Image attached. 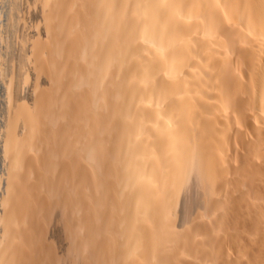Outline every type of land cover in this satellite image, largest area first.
<instances>
[{
  "label": "bare ground",
  "instance_id": "bare-ground-1",
  "mask_svg": "<svg viewBox=\"0 0 264 264\" xmlns=\"http://www.w3.org/2000/svg\"><path fill=\"white\" fill-rule=\"evenodd\" d=\"M36 2H37V0H36ZM42 4H44L43 13L48 14V12L49 13H50V11L52 12L49 14L52 16V18L50 19L48 24L53 26V27H51V26L50 27L53 28L54 31L53 32L51 31V35L50 34L49 35L52 37L53 36L52 33L58 34V35L56 34V36L54 35V37H57V40L55 39L54 42L51 41V44L55 43L58 40L59 41L61 40L60 42H62V39H64L65 37L67 38V36L64 37V35L69 33V32H71L70 33L71 36L75 35V39L77 40L76 43H78V44L75 45L73 42L72 44L74 46H71L72 44L70 42L71 45H69V46H71V47H69L68 41H67L68 44L66 47H65L66 41H63L64 44L62 42L61 46H59L61 43H58V44L55 43L53 45L58 49H62V47H65L64 52H63V56H65L66 60H68L69 63H71V65L77 64L80 60H82L80 58L81 56L83 57L84 55H87L86 57H88V61H87V59L84 60L85 58H83V60H84V63L86 61L88 62V64H87L88 66L84 65V67H83L82 65L84 63L82 60L81 61L83 63V64L81 63L82 67L80 65H78L79 67H77L78 68L77 71L79 69L81 70V68L86 69L85 67H88L89 71L88 70L87 71L89 74L88 73L86 74L88 76L86 77L85 74H84V76L82 75L81 72L83 70H81V72H80L81 74L76 73L77 71H75V68L73 69L75 72L71 69L72 72H70V73L74 74V76H75V74H77L76 76H79V77L82 75L83 77L81 76L80 80H81V78H84V77L87 78L88 83L90 84L89 87H91V91L88 90V92H93L96 94L95 100L98 99L97 100V103L99 104L98 106L103 104L104 106L107 107V105H108V107H109L108 108L109 111L108 112L106 111L107 114L106 113L104 114V112H103L104 115H102V117L104 116V118L101 117V119H103L102 120L103 124H102V121H100L101 120L100 118L96 122V123L101 122V124H102L101 126L103 127V129L101 128V126L99 124H98V126H100L99 129H101V130L95 129L96 126L94 128V126L91 125L92 123H95L94 121H96V120H93L91 124L89 123L90 126H93L91 131H90V129H89V131L91 133L90 136H92V139L94 141L91 143L90 141H92V140H89L88 142H90V144H95L94 149L96 147H97L96 149H98V148H100V146H99L100 144L101 145L103 144L105 146L106 143L104 144V142L109 140V143H107L108 145L106 144L107 147L105 146L106 147L105 152H106L107 156L105 155L104 159H106V157H107V159H106L107 161H106V163H104L105 162V160H104L103 164H101L102 161H100L101 162L100 164H101V166H103L104 170H105V167L107 166L106 168L108 170L107 171L105 170V172L109 171V173H108L109 176L107 174H106V176H108V178H110V179H108V181H111L110 182L111 188L114 187L115 191L113 192L111 189L108 190L109 192L107 191L108 195H109L110 191H112V196L110 194L111 198L109 197L110 200H108V198H107L108 195L104 194L107 192H105V191L103 192V194L105 196L107 195L106 197L102 193L101 194H102V196H104V199H105L104 202L109 201L108 205L111 207V209L113 211V212H111L112 214L109 213V215H111V218H114V220H115V223H114L115 227H114V225L111 226V227H113V230L110 234L112 240L113 241L115 240L114 241L115 246L113 247V251L111 252V253H113L111 255H113L112 258L114 259L115 263L116 264H209L211 259L210 258H209L210 260L208 259L209 256H208V253L206 254L205 250H206V248L210 247V245L208 244L210 242H208L207 240H209L212 237L206 238V240H205V238L200 237L202 232L198 231L196 228H195L196 229L195 231H190V229H189V231L187 230L188 234H186L187 236L185 238L180 237L182 239L181 241L179 240L180 242L176 241L174 244L168 246L166 249H163L164 247L163 248L161 247L162 249L160 248L159 242L155 236V233L158 234L162 230H164L166 234L171 233V232H169L170 229H171V231L173 230L172 234L175 232V230L172 229L173 225L170 226L172 223L169 224V222L171 220V215H172L171 214V212H172L171 208L173 206H175V204L177 203V202H175V199H176V196H177L179 190L181 191L183 188L181 184H183V182L186 181V179H188L189 173L191 172V170L193 168L199 167L200 169L199 168L198 169L201 170V173L199 174V176L203 175L201 177L202 178L204 177L205 179L203 178V180L204 181L206 180L208 185H209V187H208L207 183H206V187L211 188L212 190L211 189L210 190L214 191L211 194L214 195V193H215L214 200L211 198V196H210V198L212 199L213 202L216 201L215 204L216 203L218 204L216 209L213 208L214 210L211 209L210 211H209L210 206L208 205V207H209L208 212L206 210L207 206L205 207L203 205L205 207V208L203 207V209H205V211L207 213L204 212L203 210H201V211H203L206 214H209V213L212 214L211 219L212 218L215 219V217H213V216H215L217 214L218 215L224 214V217H222V218L219 217L221 220L223 218H225L226 219L225 221H228V222L232 221L235 223H238L239 219L242 221V219L240 217H243L244 215L247 214L246 212H244L246 214H244L243 216L241 215V213H242L241 211L244 207L243 201H242V205L240 204L241 200H240L239 205H237V202L235 204L232 203L234 201V199H236V198L232 199L233 196L230 195L231 194L230 191H232L231 189L228 190L229 194L227 196H229V197L226 196L227 186L225 188L224 184H226V182L224 183V179H228L235 184L236 183L239 184L241 179H243L242 181H244V178H247V179H249V181L252 182L251 184L253 187L251 185L250 186L252 188L251 192L253 193V197H254L253 199L255 200V201H253V202H255L254 203L255 204V206H254L255 210L253 212H251V214H252L251 216L248 215V217L250 216L249 219L246 216L244 217V219L246 218L247 220H249V223L247 221V224H248V226L250 224V226H249L250 229H252V230L254 229V231H255L254 233H257V232H259V233H258V235L254 236V238H255L254 241L253 240L251 242H250V240L248 241V244L250 243V245H252L251 243L254 242L253 246H250V248L253 247L252 251L249 252L250 248H248L249 251H246L249 253V254H247L248 261L245 259L246 256H243V257H245L244 259L248 262L247 263L244 260L246 262V264H264V0H44V3L42 2ZM11 5L14 6L13 4H11ZM12 10H14V9H12ZM33 10H34V8H33ZM13 13L10 17L17 16V15H15L16 13H14V15H13ZM76 13H77V15L80 14V16H79L80 18L78 19V21L76 19L75 20L73 19L71 21V23L68 25V20H69L70 16L73 14L71 17V19H72L74 17V15L76 16ZM183 14H184V16H183ZM187 14H191V15H195L197 17H200L201 20H200V23H198V24H201L202 26L198 27V28L197 27L196 28L195 27L190 28L189 26H187L186 23L189 22V21L187 22V20H186V19H188L187 18L188 16L185 18V16ZM17 18H18V16H17ZM196 18H193V19H195V22L197 20ZM17 20H19V19H17ZM33 20H37L39 22L44 21V23H45V21H48L49 19L47 20V18L42 16V13H39V14L34 15ZM195 22L193 24H195ZM197 22H199V21L197 20ZM189 24H191V23H189ZM12 25H14V24H12ZM36 25L37 24H35V26ZM14 26L16 28V25H14ZM44 35H46V33ZM59 35L63 36L62 39L58 38V37H60ZM38 38H39V36H38ZM65 40H67V39H65ZM45 42L47 43L48 41L46 40ZM29 45H31V44H29ZM46 45L48 47V44H46ZM173 45L178 47V48L175 47V49H174ZM54 46H53V48H55ZM29 49H31V48H29ZM39 49H40V51H42L41 48H39ZM25 50H26V47H25ZM34 51H32V54ZM55 51H57V49H54L52 52H55ZM58 51L60 52V50H58ZM61 52H62V50H61ZM38 53H36V55H37L36 58H38V56L40 54V53L39 54ZM48 53H50V52H48ZM25 54L23 55L24 57H25ZM42 54H43V52L40 55H42ZM57 55H58V57H63V56H60L59 53H57ZM57 55L55 58L58 60ZM42 56L44 57L45 53ZM39 57L41 58V56H39ZM49 58H51V56ZM65 58H63V60H65ZM49 60H51V59H49ZM53 61H55V60H53ZM68 61L66 62L67 65H69ZM39 62H40V60H39ZM62 62H61V64L59 63L58 67L63 66ZM72 63H74V64H72ZM63 64H65V62ZM38 65H40L44 68V66L42 64H38ZM45 65H46V62H45ZM51 65H52V63H51ZM67 65L65 64L64 66H67ZM71 65H69V66H71ZM69 66L67 68H69ZM55 69H56V66H55ZM58 70H63L66 73V69L64 70V68L63 69L60 68ZM40 71H42V70H40ZM69 71L70 70H68V72ZM61 73H62V71H61ZM55 74L58 75V73L56 71H55ZM61 75H63V74H61ZM48 76H49V74H48ZM52 77H54V76H52ZM64 77H70V76L65 75ZM79 77H77V81H78ZM73 78L75 80V77H73ZM28 79H29V77H28ZM84 79H82L83 81L82 80L81 81L85 82V84H83V85L84 86L86 85V87H87L88 84H86V81H84ZM69 80L71 81V79H69ZM9 81H11V80H9ZM19 82L16 83L17 85L15 84L16 85L15 89H13L14 84L12 85V81H11V83H6L7 85L5 86V88L3 86L4 92L6 90V99H4V101L6 100V102H5L6 112L4 111L5 112L4 113L5 121L3 124L4 131H1V135L3 138V140H2L3 145H2V147H0V151H1L2 169H3V171H5L4 169L7 168V172H9V176H10V174L15 176L16 172L18 173L19 170L22 171V169H23V168L20 169V167H22V165H23L22 164L23 157L26 156V155L24 156V154H23V152L25 150L24 149V147H25L24 146V140L26 137L24 138V140L19 139L18 133H20V132H18V130H19V126L21 124H24V122L26 124V123H28L29 120H31L30 116L28 117L29 120H28V118L26 119V116L29 113L25 116L24 111L21 110L23 107L21 109L19 108V98H20L19 89L21 87V83H19ZM65 83H67L66 84L67 86L66 87L63 86L64 88H66V89H64V93L67 92V89H68L67 88L68 82L66 80H65ZM73 84L74 85H71V86H73L72 88H74L76 83H73ZM80 84L81 83H79L78 85H80ZM78 85H77V87H78ZM59 88L55 89L56 92H57V90H60ZM80 88H83V86H81ZM87 88H86V90H87ZM70 89L71 88L68 89V92L73 91V90L71 91ZM75 89H77V88L75 87ZM34 90H37V89H34ZM34 90H32V92ZM83 90H84V88H83ZM47 92L48 91L45 92L46 98L43 100L44 103L43 102L41 103L43 105L45 104L46 101L48 103V100H47L48 96H46ZM49 92H50V89H49ZM79 93H80L79 97H81L82 92H79ZM33 94H34V92H33ZM63 94H61V95L63 96ZM66 94L68 95L69 93H65V95ZM29 95H31V92L29 93ZM87 95H89V94H87ZM32 96L33 95H31V98L34 97V96L33 97ZM72 96L73 95L70 96L71 99H73ZM89 96H91V93ZM57 97H59V96L57 95ZM63 97H66V96H63ZM70 97H69V100H70V102H72L73 100H71ZM42 98H44V97H42ZM42 98H41V100H42ZM85 98L88 99L89 97L87 98V96H86ZM55 99H56V97H55ZM74 100H75V98H74ZM77 100L78 99H76L75 102L78 103L80 106H82V104L79 103L80 101L78 102ZM85 100H83V101L86 102L87 100L86 101ZM95 100H93V101L95 102ZM21 102H23V101H21ZM38 102H40V101H38ZM66 102L68 105L69 101H65V104L63 103L64 104L63 106H60V107L58 105L57 106L62 109V107L67 106ZM75 102L73 101L72 103H75ZM91 102L89 101V103H91ZM60 103H62V101ZM81 103H83V102H81ZM38 104H40V103H38ZM78 104L75 105L76 109H77V107H79ZM86 104H83V106L85 105L84 109H86V106L89 105V104H87V105ZM95 104H96V102H95ZM105 104H107V105H105ZM72 105H73V109L76 110L74 107V104H72ZM72 105L70 104L71 110H72ZM53 106H55V105H53ZM96 106H97V104H96ZM104 106L99 107V108L102 110V108H104ZM38 107H40V106H38ZM69 107H68V110L66 109V107L64 109L67 110L68 112H70ZM89 107L92 109V107L90 105H89ZM59 108H58V110H59ZM81 108H83V107H80L77 110H79V109L81 110ZM45 109H47V108H45ZM84 109H82V110H84ZM34 110H36V109H34ZM42 110H43V107H42ZM58 110H57V112L59 113ZM77 110L75 112L79 113L80 111L77 112ZM105 110H103V111H105ZM39 112H38L39 115L41 113H43L42 111H39ZM86 112H88V111H86ZM25 113H27V112H25ZM70 113H72L73 116L77 115L76 113L74 114V112H70ZM81 113L82 112L79 113L81 115V117H79L80 116L79 114H78L79 116L74 117V118H76V121L81 120L82 115L84 116V114H81ZM89 113H91V112H89ZM47 114H48V112H47ZM51 114H53V113H51ZM63 115H65V114H63ZM86 115L84 118L85 120L83 119L85 122L83 120H81L84 122L85 126L88 125V123L87 124H85V123L89 117V114L87 115L88 117ZM105 115H107V116H105ZM53 116L51 117L50 122L52 121ZM58 117H61L60 114ZM31 118H32V116H31ZM45 118H47V117H44L43 120H45ZM55 118H57V117H55ZM77 118H80V119H77ZM41 119H39V120H41ZM72 120L69 119L70 122H73ZM35 121H38V120H35ZM43 122H45V121H43ZM83 122H82V124H83ZM48 123H46V124L48 125ZM56 123H57V121H56ZM73 123H75V122H73ZM30 124H31V122H30ZM39 125L42 126L41 124H39ZM68 125H70V124H68ZM68 125H65V126H68ZM94 125H96V124H94ZM71 126H72V124H71ZM86 127H88V126H86ZM52 128H53V126H52ZM63 128H65V127H63ZM238 128H242L243 136H239ZM27 129L31 132H32V130H34V129L31 130L30 125ZM27 129L25 131H28ZM20 130H23V129L20 128ZM50 130H51V128H50ZM50 130H49V132H50ZM66 130H67V128H66ZM71 130H72V128H71ZM239 130H240V132L242 131L241 129H239ZM39 132L41 133V131H39ZM47 132H48V130H47ZM68 132H69V130H68ZM82 132H83V130H82ZM84 133H85V131H84ZM23 134L24 133H22V135ZM49 135H50V133H49ZM69 135H70V133H69ZM35 136L37 137V134H35ZM46 136H47V134L45 135V138H46ZM105 136L106 137L108 136V138L112 136V138L108 139ZM50 137H53V136H50ZM67 137H68V135L66 136V138ZM78 137H80V135ZM86 137H87V134L84 137V141H85L84 143H86V140H85ZM66 138L63 137V139H62L63 142L65 141L64 143L67 142ZM68 138H70V136ZM27 142L29 143V141H27ZM54 142H53V144H54ZM73 142H75V141H73ZM67 143L69 144V142H67ZM61 144H62V142H61ZM42 145L43 144H41L40 146H42ZM70 145H72V144H70ZM40 146H38V147L40 148ZM52 146L54 147L55 144ZM85 146H82V147L85 148ZM56 147L57 146H55V148ZM88 147H89V145H88ZM230 147L235 148V151H236L235 153L237 155L236 157L231 158L232 152L234 153V151L232 150L230 152ZM79 148H78V150L82 151V149L80 150ZM64 149H65V147H64ZM75 150H77V149H75ZM75 150H73V151H75ZM36 151L39 152V150H36ZM66 151H67V149H66ZM71 151H72V149L69 152H71ZM89 151L90 150H88V152ZM26 152L28 155L29 151H26ZM227 152L231 153L230 163L228 162L229 160L227 161L228 158H225V154ZM47 153L48 152H46V154ZM94 153H95V151H94ZM94 153H93V155H94ZM230 153H228V154H230ZM65 154H66V152H65ZM75 154H73V156ZM78 154H80V153H78ZM82 154L83 153H81V155ZM88 154H90V152L87 153L88 160L92 159L90 157L92 155L90 154V156H89ZM37 155L38 154L36 153L35 156H37ZM53 155H54V153H53ZM81 155H79L78 157H81ZM96 155L97 154H95L94 156H96ZM56 156L57 155L55 153V156H53V157L55 158ZM66 156L64 155L63 156L64 158H62V157L61 158L65 159ZM73 156H71L70 159ZM100 156H101V154H100ZM31 157H33V156H31ZM75 157H76V155H75ZM83 157H85V156H83ZM89 157H90V159H89ZM97 157H98V155H97ZM54 158H53V160H54ZM74 158H73V160H75ZM101 158H102V156L99 158H96V160L97 159L100 160ZM67 159H68V156H67ZM70 159H69V161H71ZM79 159L80 158H78L77 160H79ZM32 160L34 161V160H38V159L33 158ZM55 160H56L55 162H57V159H55ZM65 161L67 162L66 159H65ZM28 162L31 164V160ZM28 162H27V164H29ZM92 162H93V160H91V163ZM233 162L238 163L239 167L236 166L239 168V169L237 168L239 171L238 174H235L236 172H234V174L232 172L229 173V171L232 170L231 169L232 166H234V165H232ZM36 163H39V162L37 161ZM85 163H86V161H85ZM53 164H54V162H53ZM72 164H74V163H72ZM100 164H95L93 169H95L96 171H98V169L99 170L103 169L100 166ZM104 164H107V165H104ZM33 165H32V167H33ZM59 165H61V164H59ZM63 165H64V163H63ZM29 166L30 165H28V167ZM66 166H67V164H66ZM100 167H101V169H100ZM67 169H68V167H67ZM198 169H197V171H198ZM40 170H41V168H40ZM45 170H47V169H45ZM51 170H52V168H51ZM252 170H253V172H252ZM31 171H32V169H31ZM49 172H50V169H49ZM51 172H53V171H51ZM77 172H79V171H77ZM26 173H27V171H26ZM29 173H30V171H29ZM83 173L85 174V172H83ZM97 173H99V172H97ZM197 174H198V172H196V175ZM231 174H233L234 176ZM27 175H28V173H27ZM51 175H53V174L51 173ZM2 176H3V174H2ZM2 176L0 178H2ZM24 176H25V178H28V180H29V178H31V177H27L26 175H24ZM76 176H78V175L76 174ZM80 176H82V175H80ZM91 176L92 175H89L90 180L92 178ZM96 176H98V175H96ZM43 177H44V175H43ZM48 177H47V179H49ZM10 178H11V176H10ZM81 178H83V176ZM104 178L100 177V179H102V180ZM7 179H9V177ZM23 179H24V177H23ZM65 179H67V178H65ZM14 180L15 179H13V182H9L10 180H8L7 183H6V181H4L6 185H5V187H3V188H5V190L3 192H5L6 198H5V201L2 202L3 203L2 207H4V209H3L4 214L0 212L1 214H3V216L0 217V264H26L25 262L29 261V259L27 258V256H24V255L29 254V251H30L29 249L32 248L28 245L29 251H27V249H24L25 251L28 252L27 254L25 251H23V252L20 251L22 249L15 250L13 248L14 245H16V237L14 234L15 230H17L16 228H18L19 224L23 225V223H20V222H22L24 219H26V217H24V215L28 211L27 210L25 213H23V211H25V210L24 209L22 210L21 208H25L26 206L25 207H19V206H17L18 204H16L17 201H15V196L12 195V194H15V193H13L14 191L16 192V183L17 182ZM57 180H58V178H57ZM95 180H96V178H95ZM98 180H97V182H98ZM1 181H2V179H1ZM24 181H25V179H24ZM77 181H79L78 177H77ZM91 182H92V180H91ZM187 182H189V180ZM244 182L246 184V181H244ZM18 183H17V185L19 186L21 183L20 184H18ZM25 183H26V181H25ZM30 183L31 184H28V187H29V185H32V182H30ZM200 183H202V182H200ZM82 184H84V183H82ZM227 184L230 185L229 181ZM237 184L234 187H236L238 189L239 186ZM46 185H47V183H46ZM87 185H89V187H90V184H87ZM100 185H99V187H100ZM110 185H108V187ZM242 185H243V183H242ZM248 185H249V183H248ZM0 186L2 187V185H0ZM81 186L83 187V185H81ZM81 186L78 185V188ZM106 186H107V184H106ZM23 187H24V184L22 185V188ZM28 187H26V188H28ZM71 187H72V185H71ZM75 187H77V186H75ZM103 187H104V185H103ZM180 187H182V188L180 189ZM206 187L204 188L205 192H206ZM229 187L232 188L233 184L230 185ZM229 187H228V189H229ZM61 188H63V187H61ZM73 188H74V186L71 189H73ZM85 188H87V187H85ZM92 189H94V188H92ZM239 189H242V187ZM88 190H90V189H88ZM104 190H106V189H104ZM249 190H250V188L247 191H249ZM68 191H69V188H68ZM71 191H73V190H71ZM207 191H209V190H207ZM211 191H209V192H211ZM247 191H246V194L248 193ZM3 192L1 191L0 193H3ZM92 192L95 193L94 190ZM99 192L100 191H98V193ZM101 192H102V190H101ZM209 192H207V193H209ZM23 193H25V192H23ZM23 193H21V194H23ZM82 193L85 194L84 192H82ZM249 193H250V191H249ZM75 194H76V192H75ZM78 194L80 196V193H78ZM89 194H91V193H89ZM235 194H233V195H235ZM237 194H239L238 190H237ZM17 195H19V194H17ZM23 195H25V194H23ZM56 195H59V194H56ZM91 195H89V199H90ZM182 195H183V193H182ZM240 195L241 194H239L237 196L239 197ZM2 196H3V194H2ZM28 196H26V197H28ZM207 196H208V194H207ZM29 197H31V196H29ZM54 197L57 198L58 196L57 197L54 196ZM240 197H239V199H240ZM246 197L247 196L244 197L245 198L244 202H246ZM248 197H249V195H248ZM250 197L248 198L249 200L251 199ZM241 198H243V196ZM244 198L242 200H244ZM2 199L4 200L3 197H1V201H2ZM23 199L27 200L28 198L26 199L24 197ZM23 199L21 198L22 203H24ZM181 199H182V197H181ZM253 199H251V201ZM54 200H56V199H54ZM82 200H84V196H83ZM203 200H204V198H203ZM236 201H237V199H236ZM20 202H19V204H20ZM81 202L83 203V201H81ZM81 202H79V203H81ZM178 203H179V201H178ZM99 204H100V202H99ZM209 204H210V201H209ZM246 205H247V207H245V208L247 211V208L249 210L250 206H248V202ZM30 206H31V204H30ZM30 206H28V207H30ZM48 207H50V206H48ZM211 207H212V205H211ZM63 208H65V207H63ZM180 208H178V209H180ZM200 208L202 209V207H200ZM90 209L92 210V206ZM90 209H89V212L91 211ZM174 209H175V207H174ZM181 209H184V208H181ZM223 209H227L225 211V213H223ZM73 210H75V209H73ZM77 210H78V208L76 209V211ZM98 210H100V209H98ZM61 211H64V210L61 209ZM198 211H199V209H198ZM177 212H178V210H177ZM64 213H62V214H64ZM78 213H79V211L77 212V215H78ZM172 213H174V212H172ZM179 213H180V211H179ZM193 213H195V212H193ZM204 213H203V215L205 216L206 214H204ZM79 214H81V213H79ZM90 214H92V213H90ZM98 214H101L100 211ZM98 214H97V216H98ZM53 215L56 216V214H53ZM74 215H75V213H74ZM109 215H108V217H110ZM26 216H28V215H26ZM59 216H58V218H59ZM64 216L66 217L65 214H64ZM71 216H70V219H71ZM78 216H80V215H78ZM175 216L177 217L178 215L175 214ZM75 217H73V218H75ZM92 217L89 220H92L93 219ZM106 217H107V215H106ZM172 217H173V215H172ZM178 217H177V219H178ZM197 217L200 218V216H197ZM99 218H100V216H99ZM202 218H203V216H202ZM204 218H206V217H204ZM43 219H45V218H43ZM94 219H98V218L94 217ZM104 219H106V218H104ZM104 219H103V222H104ZM220 219H218V221ZM35 220H37V219H35ZM64 220H65V218H64ZM64 220H62V221H64ZM76 220L79 222L78 218ZM198 220H197V222H198ZM215 220H213V221H215ZM80 221L83 222V220H80ZM189 221H190V219H189ZM223 221H224V219H223ZM223 221H221V222L224 223L225 221L224 222ZM78 222H76V223H78ZM106 222L107 221H105V225L108 226V224ZM197 222H196V224H197ZM95 223H96V221H95ZM222 223H221V228H223V227L227 228V229H223V231H226V233L222 232V234H224L223 236H225V234H226V238H227L230 235V233H229V235L227 234L229 226L225 227L224 225H222ZM29 224H32V223L30 222ZM80 224H82V223H80ZM84 224H87V223H84ZM217 224L219 225V223H217ZM224 224H227V222ZM231 224H229V225H231ZM238 224H240V223H238ZM20 225H19V227H20ZM65 225H67V223H65ZM93 225H94V223H93ZM200 225L201 224H199V226ZM218 225H217V227H218ZM76 226H77V224H76ZM97 226H94V227H97ZM101 226L104 227V224L103 225L101 224ZM234 226L235 225L233 224V227ZM28 227H30V226L28 225ZM37 227H38V225H37ZM74 227H75V225L73 226V229H74ZM207 227H208V225H207ZM238 227L240 228V226H238ZM238 227H237V229H238ZM241 227L244 228L243 225H241ZM246 227H247V225H246ZM24 228H25V225H24ZM80 228H82V227H80ZM107 228H104V230L106 229L109 233V230L111 231L112 228L111 229H107ZM174 228H176V227H174ZM189 228H191V227H189ZM187 229H188V227H187ZM231 229L233 230V228H231ZM231 229H230V231H231ZM35 230H37V229H35ZM48 230H50V228ZM66 230H69V229H66ZM191 230H192V228H191ZM215 230H216V228H215ZM219 230H220V228H219ZM243 230H241V228H240L241 232L236 230L237 231L236 234H238V232H239V234L244 233L245 236L249 235L248 237H246V238H249L252 233L246 235V231H249V230L245 229L246 230L245 232H243ZM39 231H40V229H39ZM90 231H92V230L90 229ZM208 231H207V233H208ZM30 232H32V231H30ZM96 232H97V229H96ZM183 232H185V231H183ZM183 232H182V234H183ZM203 232L205 233L204 229H203ZM214 232L216 233V231H213L212 233H214ZM233 232H231V233H233ZM251 232H253V231H251ZM19 233H21V232H19ZM85 233H87V231ZM220 233H221V231H220ZM63 234H64V232H63ZM66 234H68V233H66ZM81 234H82V231H81ZM222 234H221V236H222ZM236 234L234 232V234H231V235H233V237L234 238L236 237V239H237V237H239L240 235L237 236ZM31 235H32L31 236V239H32L33 234L31 233ZM73 235H74V233H73ZM95 235H97V234H95ZM163 235H164V233H163ZM23 236H24V234H23ZM71 236H69V237H71ZM98 236L101 238L102 235L101 236L98 235ZM103 236H104V234H103ZM103 236H102V238H103ZM168 236H171V235L169 234ZM213 236H214V234H213ZM245 236H244V238H245ZM47 237L49 238V236H47ZM107 237H109V236H107ZM251 237H250V239H253V236H251ZM19 238H21V237L18 236V238H17L18 242H19ZM90 238H91V236H90ZM100 238H99V240H101ZM167 238H168V241H170L169 237H167ZM173 238H175V237H173ZM215 238H217V236H215ZM234 238H233V240H234ZM104 239H105V243L108 242V240L106 238H104ZM236 239H235V242L236 241L238 242V240H236ZM69 240H68V242H70L72 239L70 241ZM164 240H166V239H163L161 241H164ZM23 241H25V240H23ZM28 241H29V239H28ZM80 241H82V240H80ZM90 241H94V240L90 239ZM90 241H89V243L87 241L88 245L90 244ZM217 241H219V239ZM225 241H226V239H225ZM246 241H247V239H246ZM96 242H97V240H96ZM206 242H208V243L206 244ZM213 242H214V240H213ZM240 242L241 241L239 240V243ZM65 243H67V242L65 241ZM45 244H46V242H45ZM53 244H55V243H53ZM81 244H79V245H81ZM221 244L223 245V242H221ZM240 244H241V246H243L242 243H240ZM25 245H24V247H26ZM31 245H32V243H31ZM64 245L65 244H63V247H64ZM106 245H107V243H106ZM231 245H233V244H231ZM17 246L18 245H16V247ZM57 246H58V243H57ZM108 246H109V243H108L107 247ZM219 246H221V245H219ZM236 246H239V245H236ZM39 247H41V245ZM63 247H61V248H63ZM74 247H76V246L74 245ZM77 247H78V244H77ZM96 247L94 248L95 250H96ZM104 247H105V245H104ZM107 247H105V248H107ZM212 247H213V245H212ZM90 248H89V250H90ZM105 248H103V249H105ZM215 248H217V244H216ZM236 248H234V250ZM242 248H240V249H242ZM85 249H87V248H85ZM98 249L103 251V249H101V248H98ZM48 250H50V249H48ZM63 250H64V248H63ZM109 250H110V247H109ZM109 250H108V252H109ZM164 250L166 251V253L162 257H160V254H162ZM221 250H222V248H221ZM243 250H246V249H243ZM50 251H49V253H50ZM209 251H212V250H209ZM237 251L238 250H235V252H234V255H233L234 259L232 257L233 260H235V255H237V253H236ZM108 252L106 251L107 254H108ZM22 253H24V254L22 255ZM31 253L33 254V252H31ZM51 253H53V252H51ZM79 253L81 254L82 252H79ZM93 253H95V252H93ZM232 253H233V251H232ZM107 254H105V255H107ZM221 254H223V253H221ZM221 254H219V256ZM45 255H47V254H45ZM52 255H54V253ZM52 255H51V257H52ZM210 255H211L210 257H213V254H210ZM238 256H240V255H238ZM30 257L32 258V255ZM93 257H94V255H93ZM103 257H105V256H103ZM48 258H46V259H48ZM236 258H238V257H236ZM239 258H242V256ZM24 259H25V261H24ZM46 259H45V261H46ZM224 259H226V258H224ZM54 260H56V259H54ZM97 260H98L97 262L95 261L96 263H98L100 261L99 259H97ZM241 260H243V259H240V261L238 260L237 263L238 262L242 263ZM48 261H47V263H48ZM50 261H53V260H50ZM50 261H49V263H50ZM107 261H108V259H107ZM114 261H113V264H115ZM216 261H217V259H215V262ZM221 261H218V262L223 264V260H221ZM226 261H227V259H226ZM212 262H210V264H212ZM28 263L29 262H27V264ZM108 263H109V261H108ZM233 263L235 264V261ZM29 264H33V262L29 263ZM91 264H93V263H91Z\"/></svg>",
  "mask_w": 264,
  "mask_h": 264
},
{
  "label": "rangeland",
  "instance_id": "rangeland-1",
  "mask_svg": "<svg viewBox=\"0 0 264 264\" xmlns=\"http://www.w3.org/2000/svg\"><path fill=\"white\" fill-rule=\"evenodd\" d=\"M39 2V3H38ZM42 2L44 3V0H37V2H36V0H0V135H1V131H4V128H3V124H4V121H5V115H4V113L6 112V105H5V102H6V100L4 101V99H6V90H5V92H4V88H5V86L7 85L6 83H11V81H12V85H13V89H15V87H16V83H18L20 80L22 81H20L19 83H21V87H20V89H19V96H20V98H19V108L21 109L22 107V111H24V114H25V116H26V119L30 116V119L31 120H29V118H28V123H26L25 124V122H24V124H21L20 126H19V130H18V132H20V133H18V135H19V139H23L24 140V138H25V140H24V152H23V154H24V156L25 157H23V160H22V167H20V169H22V171L21 170H19V174L16 172V174H15V176L14 175H12V174H10V176H11V178H10V176H9V172H7V168H5L4 170L5 171H3V169H2V165H1V151H0V177L2 176V174H3V176H2V178H0V185H2V187L0 186V192L2 191H4L5 190V188H3V187H5V182L4 181H6V183H7V181L8 180H10L9 182H13V179H15L14 181H16L18 184H20L19 186L17 185V183H16V192L14 191L13 193H15V194H12L13 196H15V201H17L16 202V204H18L17 206H19V207H25V208H21L22 210L24 209L25 211H23V213H25L27 210V212L25 213V215H24V217H26V219H24L22 222H20V223H23V225H20V227H19V225H18V228H16L17 230H15V237H16V245H18L17 247H16V245H14V249L15 250H20V249H22V250H20V251H25L24 249H27V251H29V254H27L28 252L27 251H25L26 252V254L27 255H24V256H27V258L29 259V261H26L25 263L27 264V262H29V263H32L33 262V264H91V263H93V264H95L98 260L97 259H99L100 261L98 262V263H96V264H113V261H114V259L112 258L113 257V255H111V254H113V253H111L112 251H113V247L115 246L114 244H115V240L113 241L112 240V238H111V232H112V230H113V227H111V226H113L114 225V223H115V220H114V218H111V215H109V213L110 214H112L111 212H113L112 211V209H111V207L108 205V202L109 201H106V202H104V194H107L108 195V190H112L113 192L115 191L114 190V187H112L111 188V181H108V179H110V178H108V173H109V171L108 172H105V170L107 171L108 169L105 167V170H104V168H103V166H101V164H103V161L105 160V162L104 163H106V159H107V157H106V159H104L105 158V155H106V147H107V143H109V140H107V141H105L104 142V144H105V146L102 144H100L99 146H100V148H98V149H94V147H95V144H90V142L92 143L94 140L92 139V136H90L91 135V133H90V131H91V129H92V127L94 126V128H95V126H96V128L95 129H98V130H101V129H99V127L103 124V119H101V117H102V115H104L105 113H106V111L108 112L109 110H108V105L107 104H105V105H107V107L106 106H104L103 104V106H104V108L106 109H104V108H102V110L99 108V107H103L102 105H100V106H98L99 104L97 103V100H95L96 99V94L95 93H93V92H88V90L89 91H91V87H89L90 86V84L88 83V80H87V78H81V80L82 79H84V81H86V84H88V88L86 87V85L84 86L83 84H85V82H82L81 80H80V77L83 75L84 76V74L86 75L87 73H88V71H89V68L88 67H85L86 69H84V68H81V70H83L82 72H81V70L79 69L78 71H77V67H79L78 65H82L83 63H84V60H86L87 59V61H88V57H86L87 55H84L83 57L81 56L80 58L83 60V58H85L84 60H83V63L81 62L82 60H80L77 64H74V63H72V64H74V65H71V63H69V61L68 60H66V58H65V56H63V52H64V49H65V47L67 46V44H68V42H69V44H68V46L69 45H71L73 42H74V44L76 45V44H78V43H76L77 42V40L75 39V35H70V33L71 32H69V33H67V34H65L64 35V37L65 36H67V38L65 37L64 39H62V37L63 36H60V37H58L59 39H62V42L63 41H66L65 42V47H62V49H58V48H56L53 44H55V43H61L59 46H61L62 45V42H60L59 40L58 41H56L55 43H53V44H51V41H53L54 42V40L56 39L57 40V37H54V35L56 36V34H54V33H52V37L50 36L51 35V31L53 32L54 30H53V28H51V27H53V26H51L50 24H48L49 23V21H50V19L52 18V16L51 15H49L50 13H52L51 11H50V13L48 12V14H46V13H43V9H44V4H42ZM33 3V4H32ZM11 4H13L14 6H12ZM18 4V5H17ZM35 4V5H34ZM39 4V5H38ZM16 6V7H15ZM18 6V7H17ZM15 7V8H14ZM25 7V8H24ZM36 7V8H35ZM11 8V9H10ZM17 8V9H16ZM33 8H34V10H33ZM38 8V9H37ZM12 9H16L15 11L14 10H12ZM42 9V10H41ZM12 12H11V11ZM31 10V11H30ZM33 11V12H32ZM37 11V12H36ZM39 11V12H38ZM49 11V10H48ZM16 13L15 15H17L18 16V18H17V16H13V17H10L11 15H12V13ZM32 12V13H31ZM36 12V13H35ZM46 12V11H45ZM10 13V14H9ZM14 13H13V15H14ZM30 13V14H29ZM39 14V13H42V16H44L45 18H47V20L48 21H45V23H44V21L42 22V21H37V20H33L34 19V15L35 14ZM32 14V15H31ZM34 14V15H33ZM75 14V13H74ZM79 14V13H78ZM73 15V14H72ZM72 15L70 16V18H69V20H68V25L71 23V21L74 19H76L77 21H78V19L80 18L79 16H80V14L79 15H77V13H76V16L74 15V17L71 19V17H72ZM177 15V14H176ZM181 15V14H180ZM33 16V17H32ZM78 16V17H77ZM183 16H184V14H183ZM188 16V17H187ZM188 18V19H186L187 20V22L188 23H186L187 24V26H189L190 28H192V27H201L202 25L201 24H198V23H200V20H201V18L200 17H197V16H195V15H191V14H187L186 16H185V18ZM196 18L199 22H197V20H196V22H195V19H193V18ZM13 18V19H12ZM32 18V19H31ZM200 18V19H199ZM17 19H19V20H17ZM191 19V20H190ZM14 22V23H13ZM16 22V23H15ZM195 22V24H193ZM14 24V25H16V28H15V26L14 25H12V24ZM42 23V24H41ZM47 23V24H46ZM189 23H191V24H189ZM35 24H37L36 26H35ZM12 25V26H11ZM18 25V26H17ZM47 25V26H46ZM34 26V27H33ZM42 26V27H41ZM51 26V27H50ZM13 27V28H12ZM46 27V28H45ZM18 28V29H17ZM44 28V29H43ZM10 29V30H9ZM51 29V30H50ZM37 30V31H36ZM50 31V32H49ZM32 33V34H31ZM42 33V34H41ZM46 33V35H44V34ZM50 34V35H49ZM35 35V36H34ZM44 35V36H43ZM58 35V34H57ZM38 36H39V38H38ZM50 36V37H49ZM77 36V35H76ZM45 37V38H44ZM73 37V38H72ZM48 38V39H47ZM53 39V40H52ZM65 39H67V40H65ZM70 39V40H69ZM40 40V41H39ZM48 41L47 43L45 42V41ZM73 40V41H72ZM7 41V42H6ZM50 41V42H49ZM68 41V42H67ZM70 42H71V44H70ZM34 43V44H33ZM29 44H31V45H29ZM37 44V45H36ZM46 44H48V47H47V45ZM63 44H64V42H63ZM51 45V46H50ZM13 46V47H12ZM53 46L55 47V48H53ZM64 46V45H63ZM71 46H74L73 44L71 45ZM71 46H69V47H71ZM174 46V45H173ZM23 47V48H22ZM25 47H26V50H25ZM175 47L176 46H174L173 48L175 49ZM29 48H31V49H29ZM34 48V49H33ZM37 48V49H36ZM39 48H41V50L42 51H40V49ZM176 48H178V47H176ZM21 49V50H20ZM29 49V50H28ZM39 49V50H38ZM44 49V50H43ZM54 49H57V51L58 50H60V52L58 51H55V52H52ZM13 50V51H12ZM24 50V51H23ZM36 52H35V51ZM50 50V51H49ZM61 50H62V52H61ZM8 51V52H7ZM32 51H34L33 52V54H32ZM41 54L42 52H43V54L45 53V56L43 57L42 55H40L39 53ZM48 52H50V53H48ZM26 53V54H25ZM29 53V54H28ZM32 55H31V54ZM36 53H38L39 54V56H41V58L38 56V58H36L37 57V55H36ZM57 53H59L60 54V56H63V57H58V55H57ZM22 54V55H21ZM25 54V57L23 56ZM48 54V55H47ZM57 55V58H58V60L55 58L56 57V55ZM51 56V58H49L50 56ZM33 56V57H32ZM53 56V57H52ZM24 58V59H23ZM48 58V59H47ZM63 58H65V60H63ZM26 59V60H25ZM44 59V60H43ZM49 59H51V60H49ZM55 60V61H53V60ZM61 59V60H60ZM36 60V61H35ZM39 60H40V62H39ZM42 60V61H41ZM60 60V61H59ZM46 62V65H45V62ZM52 61V62H51ZM63 61V62H62ZM68 61V63H69V65H71V66H69V65H67V62ZM85 62L82 66L84 67V65L86 66L87 64H88V62ZM10 62V63H9ZM61 62H62V67H60L61 69H63L64 68V70L66 69V73H65V71H63V70H58V69H60L59 67H58V65H59V63L61 64ZM65 62V64L67 65V66H64L65 64H63ZM51 63H52V65H51ZM80 63V64H79ZM82 63V64H81ZM38 64H42L43 66H44V68L42 67V66H40V65H38ZM48 64V65H47ZM54 64V65H53ZM10 65V66H9ZM22 65V66H21ZM77 65V66H76ZM55 66H56V69H55ZM69 66V68H67ZM81 66V67H82ZM88 66V65H87ZM25 67V68H24ZM49 67V68H48ZM58 67V68H57ZM71 67V68H70ZM30 70H29V69ZM39 68V69H38ZM75 68V71H77L76 73H79V74H81L82 73V75L79 77V76H76L77 74H75V76H74V74H72V73H70V72H72V70ZM28 69V70H27ZM54 69V70H53ZM70 70L69 72H68V70ZM72 69V70H71ZM40 70H42V71H40ZM53 72H52V71ZM86 70V71H85ZM88 70V71H87ZM29 71V72H28ZM55 71L58 73V75L57 74H55ZM60 71V72H59ZM61 71H62V73H61ZM74 71V70H73ZM74 71V72H75ZM45 72V73H44ZM73 72V73H74ZM81 72V73H80ZM2 73V74H1ZM52 73V74H51ZM54 73V74H53ZM68 73V74H67ZM70 73V74H69ZM37 76H36V75ZM48 74H49V76H48ZM51 74V75H50ZM61 74H65L66 76H70V77H64L63 75H61ZM78 74V75H79ZM89 74V73H88ZM23 75V76H22ZM41 75V76H40ZM46 75V76H45ZM61 75V76H60ZM75 77V80H74V78L72 77ZM18 76V77H17ZM51 76V77H50ZM52 76H54V77H52ZM58 76V77H57ZM82 76V77H83ZM88 75H86V77H87ZM28 77H29V79H28ZM34 77V78H33ZM46 79H45V78ZM64 77V78H63ZM77 77H79L78 78V81H77ZM16 78V79H15ZM21 78V79H20ZM55 78V79H54ZM63 78V79H62ZM15 79V80H14ZM48 79V80H47ZM69 79H71V81L69 80ZM9 80H11V81H9ZM15 82H14V81ZM42 80V81H41ZM60 80V81H59ZM65 80L68 82V89L69 88H71L70 90L72 91V92H68V89H67V92H65V93H69L68 95L66 94L65 95V93H64V89H66V88H64V87H66L67 85V83H65ZM38 81V82H37ZM64 81V82H63ZM81 81V82H80ZM25 82V83H24ZM36 82V83H35ZM62 82V83H61ZM78 82V83H77ZM55 83V84H54ZM58 83V84H57ZM72 83V84H71ZM73 83H76L77 85L79 84V83H81L80 85L81 86H83V88H84V90H83V88H80L81 86L80 85H78V87H77V85L75 84V86H74V88H72L73 86H71V85H74ZM16 84V85H15ZM24 84V85H23ZM39 84V85H38ZM60 84V85H59ZM71 84V85H70ZM56 85V86H55ZM3 86H4V88H3ZM26 86V87H25ZM52 86V87H51ZM61 86V87H60ZM64 86V87H63ZM39 87V88H38ZM43 87V88H42ZM55 87V88H54ZM60 87V88H59ZM75 87L77 88V89H75ZM42 88V89H41ZM60 89V90H57V92H56V90L55 89ZM86 88H87V90H86ZM90 88V89H89ZM12 89V90H13ZM34 89H37V90H34ZM48 89V90H47ZM49 89H50V92H49ZM55 91H54V90ZM32 90H34L33 92H34V94H33V92H32ZM45 90V91H44ZM69 90V91H70ZM83 90V91H82ZM44 91V92H43ZM46 91H48L47 93H46V96H48L47 97V100H48V103H47V101L45 102V104L43 105V104H41L42 102L44 103V99L46 98L45 97V92ZM54 91V92H53ZM82 92L81 94V97H79V95H80V93L79 92ZM103 91V90H102ZM101 91V92H102ZM31 92V95H33L32 97L33 98H31V95H29V93ZM60 92V93H59ZM75 92V93H74ZM38 93V94H37ZM58 93V94H57ZM64 93V94H63ZM71 93V94H70ZM90 93H91V96H89L90 95ZM48 94V95H47ZM54 94V95H53ZM56 94V95H55ZM61 94H63V96H66V97H63ZM84 94V95H83ZM87 94H89V95H87ZM94 94V95H93ZM57 95L59 96V97H57ZM71 95H73L72 96V98L73 99H71ZM75 95V96H74ZM50 96V97H49ZM56 97V99H55V97ZM61 96V97H60ZM70 97V99L71 100H73L74 102H75V100L76 99H78L77 101L80 103V104H82V106H80L78 103H72V102H70V100H69V97ZM87 96V98L88 99H86L85 97ZM42 97H44V98H42ZM83 97V98H82ZM29 98V99H28ZM41 98H42V100H41ZM65 98V99H64ZM74 98H75V100H74ZM82 98V99H81ZM87 100H85V99ZM32 99V100H31ZM40 99V100H39ZM58 99V100H57ZM64 99V100H63ZM68 99V100H67ZM31 100V101H30ZM51 100V101H50ZM55 100V101H54ZM62 101V103H60L61 101ZM83 100H85L86 102H84ZM93 100H95V102H96V104H97V106H96V104H95V102L93 101ZM21 101H23V102H21ZM38 101H40V102H38ZM50 101V102H49ZM64 101V102H63ZM65 101H69L68 102V105L70 106V104L72 105V104H74V107H75V109H76V104H78L79 105V107H77V109L78 108H80V107H83V108H81V110L79 109V110H77V112L78 111H80V112H82L81 114H84V116L82 115V118H81V120H83L84 118H85V115L87 114H89V117H88V119L86 120V123L85 124H87L88 123V125H86V126H88V127H86L85 125H84V122L83 121H81V120H78V121H76V118H74V117H76V116H79L80 114V112L79 113H76L75 111L76 110H74L73 109V105H72V110H71V106L69 107L68 105H67V102H66V105L70 108L69 110H70V112H74V114L76 113L77 115H75V116H73L72 115V113H70V112H68L67 110H68V107L67 106H65L66 107V109L67 110H65L64 108L65 107H62V109L61 108H59L60 106H63L64 104H65ZM89 101L91 102V103H89ZM40 103V104H38V103ZM81 102H83V103H81ZM88 102V103H87ZM22 103V104H21ZM36 103V104H35ZM58 103V104H57ZM64 103V104H63ZM89 104L91 107H92V109L89 107V105H87V104ZM29 104V105H28ZM48 104V105H47ZM55 105V106H53V105ZM83 104H86L87 106H86V109H84V107H85V105L83 106ZM92 104V105H91ZM36 105V106H35ZM42 105V106H41ZM59 107H58V106ZM77 105V106H78ZM33 106V107H32ZM38 106H40V107H38ZM48 106V107H47ZM50 106V107H49ZM53 106V107H52ZM38 109H37V108ZM42 107H43V110H42ZM88 107V108H87ZM45 108H47V109H45ZM58 108H59V110H58ZM96 108V109H95ZM99 108V109H98ZM24 109V110H23ZM34 109H36V110H34ZM55 111H54V110ZM82 109H84V110H82ZM26 110V111H25ZM38 110V111H37ZM47 110V111H46ZM57 110L59 111V113L57 112ZM90 110V111H89ZM98 110V111H97ZM103 110H105V111H103ZM5 111V112H4ZM39 111H42L43 113H41L40 115H39ZM86 111H88V112H86ZM93 111V112H92ZM25 112H27V113H25ZM39 112V113H38ZM47 112H48V114H47ZM67 112V113H66ZM86 112V113H85ZM89 112H91V113H89ZM98 112V113H97ZM103 112H104V114H103ZM32 113V114H31ZM46 113V114H45ZM51 113H53V114H51ZM94 113V114H93ZM36 114V115H35ZM59 114H60V116L61 117H58L59 116ZM62 114V115H61ZM63 114H65V115H63ZM72 116H71V115ZM79 114V115H78ZM91 114V115H90ZM107 114V113H106ZM35 115V116H34ZM43 115V116H42ZM54 115V116H53ZM57 115V116H56ZM31 116H32V118H31ZM53 116V119H52V121L50 122V120H51V117ZM63 116V117H62ZM105 116H107V115H105ZM36 117V118H35ZM40 117V118H39ZM43 117V118H42ZM44 117H47V118H45V120H43L44 119ZM55 117H57V118H55ZM74 119H73V118ZM79 117H81V115L79 116ZM34 118V119H33ZM42 118V119H41ZM50 118V119H49ZM93 118V119H92ZM97 118V119H96ZM99 118L101 119L100 121H102V124H101V122L100 123H96L98 120H99ZM102 118H104V116L102 117ZM39 119H41V120H39ZM56 119V120H55ZM68 119V120H67ZM69 119L70 120H72L73 122H75V123H73V122H70L69 121ZM77 119H80V118H77ZM91 119V120H90ZM35 120H38V121H35ZM59 120V121H58ZM68 122H66V121ZM89 120V121H88ZM93 120H96V121H94L95 123H92V121ZM43 121H45L46 123H48V125L45 123V122H43ZM55 121V122H54ZM56 121H57V123H56ZM91 121V122H90ZM30 122H31V124H30ZM36 122V123H35ZM82 122H83V124H82ZM38 123V124H37ZM52 123V124H51ZM91 125H93V126H90V124ZM39 124H41L42 126H40ZM55 124V125H54ZM59 126H57V125ZM68 124H70V125H68ZM71 124H72V126H71ZM94 124H96V125H94ZM98 124L100 125V126H98ZM29 125H30V127H31V130L32 129H34V130H32V132L31 131H29L27 128L29 127ZM32 125V126H31ZM47 125V126H46ZM53 126V128H52V126ZM61 125V126H60ZM65 125H68V126H65ZM75 125V126H74ZM78 125V126H77ZM84 125V126H83ZM34 126V127H33ZM51 126V127H50ZM57 126V127H56ZM77 126V127H76ZM90 126V127H89ZM57 129H56V128ZM63 127H65V128H63ZM69 127V128H68ZM72 128V130H71V128ZM98 127V128H97ZM20 128L21 129H23V130H20ZM25 128V129H24ZM50 128H51V130H50ZM66 128H67V130H66ZM78 130H77V129ZM85 128V129H84ZM101 128L103 129V127L101 126ZM2 129V130H1ZM28 130V131H25V130ZM41 131V133L38 131ZM54 129V130H53ZM63 129V130H62ZM89 129H90V131H89ZM239 129H241L242 130V128H238V134H239V136H243V130L240 132V130ZM47 130H48V132H47ZM49 130H50V132H49ZM56 130V131H55ZM68 130H69V132H68ZM71 130V131H70ZM82 130H83V132H82ZM55 131V132H54ZM84 131H85V133H84ZM88 131V132H87ZM27 132V133H26ZM30 132V133H29ZM35 132V133H34ZM39 132V133H38ZM60 132V133H59ZM81 134H80V133ZM22 133H24L23 135H22ZM29 133V134H28ZM47 134V136H46V138H45V135ZM49 133H50V135H49ZM52 133V134H51ZM67 133V134H66ZM69 133H70V135H69ZM34 134V135H33ZM35 134H37V137L35 136ZM56 134V135H55ZM83 134V135H82ZM86 134H87V137L85 138V140H86V143H84L85 141H84V137L86 136ZM29 135V136H28ZM65 135V136H64ZM68 135V137L70 136V138H66V136ZM80 135V137H78ZM28 136V137H27ZM32 136V137H31ZM35 136V137H34ZM49 136V137H48ZM50 136H53V137H50ZM56 136V137H55ZM22 137V138H21ZM31 137V138H30ZM39 137V138H38ZM42 137V138H41ZM48 137V138H47ZM61 137V138H60ZM63 137L64 138H66V141L67 142H69V144L66 142V143H64L63 142ZM106 137V136H105ZM0 147H2V145H3V142H2V140H3V138H2V135L0 136ZM35 138V139H34ZM53 138V139H52ZM77 138V139H76ZM83 138V139H82ZM91 138V139H90ZM106 138H108V136L106 137ZM109 138H112V136L111 137H109ZM108 138V139H109ZM55 139V140H54ZM73 139V140H72ZM42 140V141H41ZM49 140V141H48ZM53 140V141H52ZM65 140V139H64ZM70 140V141H69ZM83 140V141H82ZM89 140H92V141H90V142H88ZM27 141H29V143L27 142ZM32 141V142H31ZM40 141V142H39ZM45 141V142H44ZM55 141V142H54ZM73 141H75V142H73ZM49 142V143H48ZM53 142H54V144H55V146H57L56 148H55V146L53 147L52 145H54L53 144ZM61 142H62V144H61ZM77 142V143H76ZM81 142V143H80ZM27 143V144H26ZM64 143V144H63ZM41 144H43L42 146H40ZM70 144H74L73 146L72 145H70ZM79 146H78V145ZM86 146H85V145ZM29 145V146H28ZM36 145V146H35ZM65 145V146H64ZM85 146V148L84 147H82V146ZM88 145H89V147H88ZM38 146H40V148L38 147ZM46 146V147H45ZM72 148H71V147ZM78 146V147H77ZM81 146V147H80ZM91 146V147H90ZM29 147V148H28ZM33 147V148H32ZM37 147V148H36ZM46 149H45V148ZM64 147H65V149H64ZM75 147V148H74ZM80 147V148H79ZM36 148V149H35ZM39 148V149H38ZM42 148V149H41ZM63 148V149H62ZM78 148L81 150L82 149V151H79L78 150ZM87 148V149H86ZM105 148V149H104ZM33 151H32V150ZM35 149V150H34ZM52 149V150H51ZM66 149H67V151H66ZM72 149V151L71 152H69L70 150ZM75 149H77V150H75ZM36 150H39V152L38 151H36ZM51 150V151H50ZM73 150H75V151H73ZM88 150H90L89 152H90V154L92 155V156H90V154H88L92 159H90V157H89V159L90 160H88V156H87V153H89L88 152ZM95 151V153H94V151ZM100 152H99V151ZM234 151V153L232 152V155H231V151ZM26 151H29L28 152V155H27V152ZM79 151V152H78ZM84 151V152H83ZM46 152H48L47 154H46ZM58 152V153H57ZM64 152V153H63ZM65 152H66V154H65ZM73 152V153H72ZM103 152V153H102ZM105 152V153H104ZM230 152H227L226 154H225V158H228L227 159V161L230 163V161H231V158L232 157H236L237 155H236V151H235V148H231L230 147ZM36 153L38 154L37 156H35L36 155ZM53 153H54V155H53ZM55 153H56V157L54 158L53 156H55ZM76 153V154H75ZM78 153H80V154H78ZM81 153H83L82 155H81ZM93 153H94V155L95 154H97L98 155V157H97V155L96 156H94L93 155ZM228 153H230V154H228ZM35 154V155H34ZM50 156H49V155ZM66 156H68V159H67V156H66V160H67V162L65 161V159H62V158H64L63 156L64 155ZM73 154H75L76 155V157H75V155L73 156ZM85 154V155H84ZM100 154H101V156H102V158L99 160V159H97L96 160V158H99V157H101L100 156ZM63 155V156H62ZM73 156L71 159H70V157L71 156ZM79 155H81V157H78ZM229 155V156H228ZM230 155H231V158H230ZM235 155V156H234ZM31 156H33V157H31ZM59 156V157H58ZM83 156H85V157H83ZM107 156V155H106ZM51 157V158H50ZM62 157V158H61ZM75 157V158H74ZM96 157V158H95ZM31 160V164L28 162V161H30L29 159ZM33 158H35V159H38V160H32ZM53 158H54V160H53ZM61 160H60V159ZM73 158L75 159V160H73ZM78 158H80L79 160H77ZM45 159V160H44ZM52 159V160H51ZM55 159H57V162H55L56 160ZM59 159V160H58ZM69 159L71 160V161H69ZM85 159V160H84ZM47 160V161H46ZM51 160V161H50ZM64 160V161H63ZM91 160H93V162L91 163ZM29 163V164H27V162ZM39 162V163H36V162ZM60 161V162H59ZM62 161V162H61ZM84 161V162H83ZM85 161H86V163H85ZM89 161V162H88ZM100 161H102V163L100 162ZM53 162H54V164H53ZM74 163V164H72V163ZM88 162V163H87ZM96 162V163H95ZM98 162V163H97ZM25 163V164H24ZM58 163V164H57ZM63 163H64V165H63ZM94 163V164H93ZM101 163V164H100ZM27 164V165H26ZM34 164V165H33ZM46 164V165H45ZM59 164H61V165H59ZM66 164H67V166H66ZM72 166H71V165ZM91 164V165H90ZM95 164H100V166L103 168V169H101V167H100V169L101 170H99L98 169V171H96L95 169H93L94 168V166H95ZM25 165V166H24ZM28 165H30L29 167H28ZM32 165H33V167H32ZM37 165V166H36ZM41 165V166H40ZM93 165V166H92ZM104 165H107V164H104ZM232 165H234V166H232ZM231 166H232V170L231 171H229V173L230 172H232L233 174H234V172H236L235 174H238V163L237 162H233V164H232ZM260 165V164H259ZM27 166V167H26ZM56 168H55V167ZM61 166V167H60ZM83 166V167H82ZM90 166V167H89ZM236 166H238V167H236ZM26 167V168H25ZM35 167V168H34ZM67 167H68V169H67ZM25 168V169H24ZM28 168V169H27ZM40 168H41V170H40ZM51 168H52V170H51ZM61 168V169H60ZM65 168V169H64ZM74 168V169H73ZM86 168V169H85ZM90 168V169H89ZM92 168V169H91ZM99 168V167H98ZM199 168V167H198ZM197 167H195V168H193L192 170H191V172L189 173V176H188V179H186V181H184L183 182V184H181L182 185V187H180V189L182 188V190L180 191L179 190V192H178V194H177V196H176V199H175V202H177L176 204H175V206H173L172 208H171V210H172V212H174V213H172L171 212V214L173 215V217H172V215H171V220H170V222H169V224L170 223H172L170 226H172L173 225V227H172V229H174L175 230V232L172 234V232H173V230L171 231V229H170V231L169 232H171V233H168V234H166L165 233V231L164 230H162V231H160L158 234H156L155 233V236H156V238H157V240H158V242H159V246H160V248L162 247H164L163 249H166L168 246H170V245H172V244H174L176 241H178V242H180L182 239V237L183 238H185L187 235L186 234H188V232H187V230L189 231V229H190V231H195L196 229L198 230V231H200V232H202L201 233V236L200 237H203V238H205V240H206V238H210V237H212V238H210L209 240H207L208 242H210V243H208V242H206V244L208 243L209 245H210V247H208V248H206V250H205V252H206V254L208 253V259L210 260V262H212V264H218L219 262L218 261H221V260H223V264H234L233 262L235 261V264H246V262L248 261V259H247V254H249L248 252H246V251H249V252H251L252 251V249H253V247L252 248H250V246H253V244H254V242H252L251 244L252 245H250V243L248 244V241L250 240V242L253 240L254 241V236L255 235H258V233L259 232H257V233H254L255 231H254V229L252 230V229H250L249 228V226H250V224H249V226H248V224H247V221H248V223H249V220H247L246 218L244 219V217L246 216L248 219H249V217L252 215L251 214V212H253L254 210H255V202H253V201H255L253 198V193L251 192V190H252V188H251V186H252V182L251 181H249V179H247V178H244V181H246V184H245V182L244 181H242L243 179H241V181L239 182V184H237L239 187H238V189L236 188V187H234V186H236V184L235 183H233L232 181H230V180H228V179H224V183L226 182V184H224V186H225V188H226V186H227V193H226V196L229 194V191L228 190H232V191H230V195H232L233 196V198L232 199H234V198H236L237 199V201H236V199H234V201L232 202L233 204H235L236 202H237V205H239V203H240V200H241V205H242V201H243V204H244V207H243V209H242V213H241V215L243 216L244 214H246V215H244L243 217H240L241 219H242V221L239 219V221H238V223H240V224H238V223H235V222H232V221H225L226 219L225 218H223L224 219V221H223V219L221 220L220 218H222V217H224V214H220V215H215V216H213V217H215V219H213V220H215V221H213L212 219H211V217H212V214H206L207 212H208V209H209V207H208V205L210 206V209H209V211L211 210V209H216V207L218 206V204L216 203L215 204V202L216 201H212V199L214 200V196H215V193H214V195L213 194H211V193H213L214 191H211L212 189L211 188H208L209 187V185H208V183H207V181L205 182L204 180H203V178L201 177V176H203V175H200L199 176V174L201 173V170H199ZM234 168V169H233ZM236 168V169H235ZM238 168V169H237ZM31 169H32V171H31ZM44 169V170H43ZM45 169H47V170H45ZM49 169H50V172H49ZM73 169V170H72ZM197 169H198V171H197ZM25 172H24V171ZM37 170V171H36ZM196 170V171H195ZM230 170V169H229ZM26 171H27V173H28V175H27V173H26ZM29 171H30V173H29ZM41 171V172H40ZM51 171H53V172H51ZM58 171V172H57ZM65 173H64V172ZM77 171H79V172H77ZM82 171V172H81ZM89 171V172H88ZM193 171V172H192ZM4 172V173H3ZM71 172V173H70ZM83 172H85V174L83 173ZM96 174H95V173ZM97 172H99V173H97ZM196 172H198V176L196 175ZM252 172H253V170H252ZM251 172V173H252ZM22 173V174H21ZM51 173L53 174V175H51ZM88 175H87V174ZM192 173V174H191ZM250 173V172H249ZM6 174V175H5ZM18 174V175H17ZM47 174V175H46ZM72 174V175H71ZM76 174L78 175V176H76ZM82 175L83 176V178H81L82 176H80V175ZM106 174L108 175V176H106ZM191 174V175H190ZM233 174H231V175H233ZM24 175H26L27 177H31V178H29V180H28V178H25V176ZM43 175H44V177H43ZM57 175V176H56ZM74 175V176H73ZM89 175H92L91 177V180H92V182H91V180H90V178H89ZM96 175H98V176H96ZM104 175V176H103ZM196 175V176H195ZM15 178H14V177ZM46 176V177H45ZM49 176V177H48ZM56 178H55V177ZM76 176V177H75ZM80 176V177H79ZM86 178H85V177ZM102 177V178H104L103 180L102 179H100V177ZM234 176V175H233ZM9 177V179H7ZM23 177H24V179H25V181H26V183H25V181H24V179H23ZM47 177L49 178V179H47ZM54 177V178H53ZM63 177V178H62ZM71 177V178H70ZM77 177H78V180L79 181H77ZM6 178V179H5ZM22 178V179H21ZM37 178V179H36ZM57 178H58V180H57ZM65 178H67V179H65ZM69 178V179H68ZM82 180H81V179ZM95 178H96V180H95ZM202 178V179H201ZM1 179H2V181H1ZM5 179V180H4ZM12 179V180H11ZM27 179V180H26ZM65 179V180H64ZM85 179V180H84ZM100 181H99V180ZM197 179V180H196ZM200 179V180H199ZM205 179V178H204ZM18 180V181H17ZM67 180V181H66ZM87 180V181H86ZM96 182H95V181ZM97 180H98V182H97ZM107 180V181H106ZM189 180V182H187ZM227 180V181H226ZM32 182V185H29V187H28V184H31L30 182ZM35 181V182H34ZM37 181V182H36ZM48 181V182H47ZM50 181V182H49ZM73 181V182H72ZM202 182V183H200V182ZM228 181H229V184L230 185H232L233 184V187L231 188V187H229L230 185H228L227 183H228ZM249 181V182H248ZM24 182V183H23ZM29 182V183H28ZM80 182V183H79ZM89 182V183H88ZM194 184H193V183ZM205 184H204V183ZM243 183V185H242V183ZM249 183V185H248V183ZM46 183H47V185H46ZM65 183V184H64ZM82 183H84V184H82ZM98 183V184H97ZM102 183V184H101ZM107 184V186H106V184ZM186 183V184H185ZM206 183H207V186L208 187H206ZM232 183V184H231ZM24 184V187L22 188V185ZM53 184V185H52ZM64 184V185H63ZM76 184V185H75ZM87 184H90V187H89V185H87ZM102 186H101V185ZM4 185V186H3ZM41 185V186H40ZM59 185V186H58ZM71 185H72V187L74 186V188L73 189H71L72 187H71ZM78 185L79 186H81V185H83V187L81 186V187H79L78 188ZM87 185V186H86ZM99 185H100V187H99ZM103 185H104V187H103ZM108 185H110L109 187H108ZM204 185V186H203ZM248 185V186H247ZM251 185V186H250ZM75 186H77V187H75ZM94 186V187H93ZM19 187V188H18ZM26 187H28V188H26ZM35 189H34V188ZM53 187V188H52ZM61 187H63V188H61ZM85 187H87V188H85ZM94 188V189H92V188ZM206 187V192H205V188ZM228 187H229V189H228ZM242 187V189H239V188H241ZM253 187V186H252ZM21 188V189H20ZM41 188V189H40ZM45 188V189H44ZM65 188V189H64ZM68 188H69V191H68ZM83 188V189H82ZM108 188V189H107ZM202 188V189H201ZM208 188V189H207ZM250 188V193H249V191H247L248 189ZM3 189V190H2ZM19 189V190H18ZM77 189V190H76ZM88 189H90V190H88ZM97 189V190H96ZM104 189H106V190H104ZM211 189V190H210ZM237 189L238 191H239V194H241L240 196L242 197L243 196V198L245 197V196H247L246 197V202H244L245 201V198H244V200H242L243 198H241L240 196V199H239V197L237 196V195H239V194H237V190L235 191V190ZM31 190V191H30ZM51 192H50V191ZM57 190V191H56ZM71 190H73V191H71ZM83 190V191H82ZM95 191V193L94 192H92V191ZM101 190H102V192H101ZM187 190V191H186ZM207 190H209V191H211V192H209V191H207ZM21 191V192H20ZM57 193H56V192ZM68 191V192H67ZM87 191V192H86ZM91 191V192H90ZM98 191H100L99 193H98ZM107 192V193H104L103 194V192ZM112 191H110V193H109V195H108V200H110V194H111V196H112ZM246 191L248 192L247 194L249 195V197L251 198V199H253L252 201H251V199L249 200L248 198V195L246 194ZM23 192H25V193H23ZM30 192V193H29ZM73 192V193H72ZM75 192H76V194H75ZM82 192H84L85 194H83ZM91 193V194H89V193ZM189 192V193H188ZM207 192H209V193H207ZM21 193H23V194H25L26 196H31V197H26L25 195H23V194H21ZM47 193V194H46ZM55 193V194H54ZM78 193H80V196H79V194ZM104 195V196H102V194ZM182 193H183V195H182ZM197 193V194H196ZM236 193V194H235ZM2 194H3V196H2ZM17 194H19V195H17ZM44 194V195H43ZM56 194H59V195H56ZM70 194V195H69ZM82 194V195H81ZM206 194V195H205ZM207 194H208V196H207ZM233 194H235V195H233ZM243 194V195H242ZM246 194V195H245ZM27 199V200H25V199H23L24 197ZM39 195V196H38ZM53 195V196H52ZM64 195V196H63ZM67 195V196H66ZM89 195H91L90 196V199H89ZM106 195V196H107ZM198 195V196H197ZM202 195V196H201ZM245 195V196H244ZM5 196V192H3V193H0V208L2 209H0V212L1 213H3L4 214V207H2V202L3 201H5V198H6V196ZM21 196V197H20ZM44 196V197H43ZM54 196H58L57 198H55ZM82 196V197H81ZM83 196H84V200H82V198H83ZM97 196V197H96ZM105 196V197H106ZM191 196V197H190ZM210 196H211V198H210ZM231 196V197H232ZM1 197H3L4 198V200L2 199V201H1ZM18 197V198H17ZM48 197V198H47ZM51 197V198H50ZM92 197V198H91ZM110 197V198H109ZM181 197H182V199H181ZM195 197V198H194ZM206 197V198H205ZM227 197H229V196H227ZM21 198L23 199V202L24 203H22V200H21ZM62 198V199H61ZM179 198V199H178ZM203 198H204V200H203ZM17 199V200H16ZM30 199V200H29ZM54 199H56V200H54ZM61 199V200H60ZM73 199V200H72ZM79 199V200H78ZM101 199V200H100ZM231 199V198H230ZM231 199V200H232ZM40 200V201H39ZM70 200V201H69ZM77 200V201H76ZM91 200V201H90ZM98 200V201H97ZM195 200V201H194ZM20 202V204H19V202ZM28 201V202H27ZM55 201V202H54ZM69 201V202H68ZM81 201H83V203L81 202ZM85 201V202H84ZM178 201H179V203H178ZM199 201V202H198ZM209 201H210V204L212 205V207H211V205L209 204ZM58 202V203H57ZM75 202V203H74ZM78 202V203H77ZM79 202H81V203H79ZM92 202V203H91ZM95 202V203H94ZM99 202H100V204H99ZM212 202V203H211ZM247 202H248V206H250L249 207V210H248V208H247V211H246V208L245 207H247ZM251 202V203H250ZM253 202V203H252ZM22 203V204H21ZM26 203V204H25ZM62 203V204H61ZM66 205H65V204ZM70 203V204H69ZM201 203V204H200ZM208 203V204H207ZM29 204V205H28ZM30 204H31V206H30ZM38 204V205H37ZM99 204V205H98ZM180 204V205H179ZM192 204V205H191ZM207 204V205H206ZM252 204V205H251ZM23 205V206H22ZM50 206V207H48V206ZM52 205V206H51ZM61 205V206H60ZM90 205V206H89ZM177 205V206H176ZM207 208L206 210H207V212L205 211V209H203V207L204 206ZM28 206H30V207H28ZM65 207V208H63V207ZM84 206V207H83ZM89 206V207H88ZM91 206H92V210L90 209L91 208ZM100 206V207H99ZM32 207V208H31ZM71 209H70V208ZM82 207V208H81ZM99 207V208H98ZM105 207V208H104ZM174 207H175V209H174ZM184 208V209H181V208ZM200 207H202V209L200 208ZM204 207V208H205ZM27 208V209H26ZM78 208V210L76 211V209ZM178 208H180V209H178ZM31 209V210H30ZM37 209V210H36ZM61 209L62 210H64V211H61ZM73 209H75V210H73ZM89 209L91 210L90 212H89ZM98 209H100V210H98ZM103 209V210H102ZM108 209V210H107ZM198 209H199V211H198ZM213 209V210H214ZM53 210V211H52ZM72 210V211H71ZM81 210V211H80ZM84 210V211H83ZM97 210V211H96ZM176 210V211H175ZM177 210H178V212H177ZM182 210V211H181ZM197 210V211H196ZM201 210H203L204 212H206V213H204L203 211H201ZM227 209H223V213H225V211H226ZM30 211V212H29ZM34 211V212H33ZM76 211V212H75ZM79 211V213H81V214H79L78 213V215H80V216H78L77 215V212ZM93 211V212H92ZM99 211H100V213L101 214H98L99 213ZM179 211H180V213H179ZM189 211V212H188ZM249 211V212H248ZM29 212V213H28ZM65 212V213H64ZM69 212V213H68ZM87 212V213H86ZM193 212H195V213H193ZM204 214H206L205 216L203 215V213ZM244 212H246V213H244ZM0 213V217H2L3 216V214H1ZM62 213H64L65 215H66V217L64 216V214H62ZM74 213H75V215H74ZM90 213H94L93 215L92 214H90ZM98 214V216H97V214ZM187 213V214H186ZM46 214V215H45ZM53 214H56V216L55 215H53ZM69 214V215H68ZM175 214L176 215H180L179 217H178V219H177V217L175 216ZM202 214V215H201ZM26 215H28V216H26ZM32 215V216H31ZM60 215V216H59ZM72 215V216H71ZM78 217H77V216ZM88 215V216H87ZM102 215V216H101ZM106 215H107V217H106ZM108 215L110 216V217H108ZM248 215H250L249 217H248ZM31 216V217H30ZM52 216V217H51ZM58 216H59V218H58ZM64 216V217H63ZM70 216H71V219H70ZM76 216V217H75ZM93 216V217H92ZM99 216H100V218H99ZM197 216H200V218L199 217H197ZM202 216H203V218H202ZM39 217V218H38ZM61 217V218H60ZM73 217H75V218H73ZM84 217V218H83ZM91 217L93 218L92 220H89V219H91ZM94 217H97L98 219H94ZM204 217H206V218H204ZM220 217V218H219ZM43 218H45V219H43ZM64 218H65V220H64ZM78 218V220H79V222L76 220ZM81 218V219H80ZM83 218V219H82ZM87 218V219H86ZM104 218H106V219H104ZM32 219V220H31ZM35 219H37V220H35ZM41 219V220H40ZM50 219V220H49ZM59 219V220H58ZM68 219V220H67ZM103 219H104V222H103ZM109 219V220H108ZM177 219V220H176ZM189 219H190V221H189ZM199 219V220H198ZM211 219V220H210ZM218 219H220L221 221H223L224 223H226L227 222V224H224V223H222L220 220L218 221ZM31 220V221H30ZM52 220V221H51ZM62 220H64V221H62ZM74 222H73V221ZM80 220H83V222L84 223H87V224H84L82 221H80ZM98 220V221H97ZM112 220V221H111ZM197 220H198V222H197ZM203 220V221H202ZM210 220V221H209ZM41 221V222H40ZM43 221V222H42ZM50 221V222H49ZM60 221V222H59ZM70 221V222H69ZM89 221V222H88ZM95 221H96V223H95ZM105 221H107L106 223L108 224V226H106L105 225ZM206 221V222H205ZM217 221V222H216ZM241 221V222H240ZM32 223V224H29V223ZM34 222V223H33ZM56 222V223H55ZM72 222V223H71ZM76 222H78V223H76ZM99 222V223H98ZM103 222V223H102ZM113 222V223H112ZM189 222V223H188ZM196 222H197V224H196ZM205 222V223H204ZM222 223V225H224L225 227H227V226H229L228 228V231H227V234L229 235V233H230V235L231 234H234V232H235V234H236V232L237 231H240V228H241V230H243L245 227H246V225H247V227L245 228L246 230H249V231H246L245 229L243 230V232H245L246 231V235H248V234H251V236H253V239H250V237L249 238H246V237H248V236H245V234L243 233V234H239V232H238V234H236L237 236L238 235H240L239 237H237V239H236V237L234 238L233 237V235H229L227 238H226V234H225V236H223L224 234H222V232H224V233H226V231H223V229H227V228H221V223ZM38 225V227H37V225ZM64 223V224H63ZM65 223H67V225H65ZM69 223V224H68ZM75 223V224H74ZM80 223H82V224H80ZM93 223H94V225H93ZM176 223V224H175ZM178 223V224H177ZM184 223V224H183ZM203 223V224H202ZM207 223V224H206ZM217 223H219V225L217 224ZM232 223V224H231ZM30 226V227H28V225ZM34 224V225H33ZM56 224V225H55ZM76 224H77V226H76ZM90 224V225H89ZM101 224L103 225L104 224V227L103 226H101ZM110 224V225H109ZM182 224V225H181ZM199 224H201L200 226H199ZM206 224V225H205ZM212 224V225H211ZM216 224V225H215ZM229 224H231V225H229ZM233 224L235 225L234 227H233ZM24 225H25V228H24ZM48 225V226H47ZM59 225V226H58ZM75 225V227H74V229H73V226ZM82 225V226H81ZM98 225V226H97ZM191 225V226H190ZM194 225V226H193ZM207 225H208V227H207ZM217 225H218V227H217ZM237 225V226H236ZM241 225H243L244 226V228H242L241 227ZM22 226V227H21ZM51 226V227H50ZM61 226V227H60ZM69 228H68V227ZM79 226V227H78ZM94 226H97V227H94ZM112 228H110V227ZM231 226V227H230ZM238 226H240V228L238 227ZM80 227H82V228H80ZM92 227V228H91ZM99 227V228H98ZM108 227V228H107ZM114 227H115V225H114ZM174 227H176V228H174ZM187 227H188V229H187ZM189 227H191L192 228V230H191V228H189ZM194 227V228H193ZM201 227V228H200ZM207 227V228H206ZM214 227V228H213ZM237 227H238V229H237ZM31 228V229H30ZM50 228V230H48ZM65 228V229H64ZM79 228V229H78ZM97 229V232H96V229ZM104 228H107V229H111V231L109 230V233H108V231L105 229L104 230ZM196 228V229H195ZM215 228H216V230H215ZM219 228H220V230H219ZM231 228H233V230L231 229ZM248 228V229H247ZM33 229V230H32ZM35 229H37V230H35ZM39 229H40V231H39ZM66 229H69V230H66ZM87 229V230H86ZM90 229L92 230V231H90ZM94 229V230H93ZM183 229V230H182ZM186 229V230H185ZM201 229V230H200ZM203 229H204V231H205V233L203 232ZM230 229H231V231H230ZM84 230V231H83ZM87 231V233H85L86 231ZM102 230V231H101ZM105 232H104V231ZM183 231H185V232H183V234H182V232ZM209 230V231H208ZM237 230V231H236ZM25 231V232H24ZM30 231H32V232H30ZM75 231V232H74ZM81 231H82V234H81ZM94 231V232H93ZM178 231V232H177ZM207 231H208V233H207ZM211 231V232H210ZM213 231H216V233L214 232V233H212ZM220 231H221V233H220ZM234 231V232H233ZM251 231H253V232H251ZM19 232H21V233H19ZM34 232V233H33ZM39 232V233H38ZM53 232V233H52ZM63 232H64V234H63ZM84 232V233H83ZM94 234H93V233ZM102 232V233H101ZM154 232V231H153ZM180 232V233H179ZM231 232H233V233H231ZM241 232V231H240ZM17 233V234H16ZM31 233L33 234V237H32V239H31ZM66 233H68V234H66ZM71 233V234H70ZM73 233H74V235H73ZM79 233V234H78ZM107 233V234H106ZM163 233H164V235H163ZM210 233V234H209ZM254 233V234H253ZM23 234H24V236H23ZM47 234V235H46ZM54 234V235H53ZM62 234V235H61ZM78 234V235H77ZM81 234V235H80ZM91 236V238H90V236ZM95 234H97V235H95ZM103 234H104V236H103ZM161 234V235H160ZM171 235V236H168V235ZM175 234V235H174ZM177 234V235H176ZM182 234V235H181ZM209 234V235H208ZM213 234H214V236H213ZM216 234V235H215ZM218 234V235H217ZM220 234V235H219ZM221 234H222V236H221ZM23 237H22V236ZM30 235V236H29ZM72 235V236H71ZM94 235V236H93ZM98 235H102L103 236V238H102V236H101V238L98 236ZM166 235V236H165ZM174 235V236H173ZM212 235V236H211ZM235 235V236H236ZM245 236V238L247 239V241H246V239L244 238V236ZM18 236L19 237H21V238H19V242L17 241L18 239ZM28 236V237H27ZM47 236H49V238L47 237ZM61 236V237H60ZM65 236V237H64ZM69 236H71V237H69ZM74 236V237H73ZM79 236V237H78ZM88 236V237H87ZM107 236H109V237H107ZM175 237V238H173V237ZM215 236H217V238H215ZM38 237V238H37ZM53 237V238H52ZM69 237V238H68ZM77 237V238H76ZM87 237V238H86ZM96 237V238H95ZM160 237V238H159ZM163 239H166V240H164V241H161V240H163ZM165 237V238H164ZM167 237H169V240L170 241H168V238ZM181 237V238H180ZM219 237V238H218ZM27 238V239H26ZM74 238V239H73ZM80 238V239H79ZM86 238V239H85ZM99 238L102 240H99ZM104 238H106L107 240H108V242H106L107 243V245H108V243H109V246L107 247V245H106V243H105V239ZM215 238V239H214ZM233 238H234V240H233ZM252 238V237H251ZM21 239V240H20ZM28 239H29V241H28ZM71 241H70V240ZM90 239L92 240H94V241H90ZM219 239V241H217ZM225 239H226V241H225ZM235 239L236 240H238V242L236 241L235 242ZM23 240H25V241H23ZM32 240V241H31ZM49 240V241H48ZM51 240V241H50ZM63 242H62V241ZM68 240L70 241V242H68ZM74 240V241H73ZM80 240H82V241H80ZM96 240H97V242H96ZM174 240V241H173ZM180 240V241H179ZM213 240H214V242H213ZM224 240V241H223ZM239 240L241 241L240 243H242L243 244V246H241V244L239 243ZM27 241V242H26ZM41 241V242H40ZM65 241L67 242V243H65ZM87 241H88V243H89V241H90V244L88 245V243H87ZM228 241V242H227ZM233 241V242H232ZM21 242V243H20ZM24 242V243H23ZM36 242V243H35ZM45 242H46V244H45ZM55 243V244H53V243ZM62 242V243H61ZM75 242V243H74ZM161 242V243H160ZM164 242V243H163ZM221 242H223V245L221 244ZM225 242V243H224ZM31 243H32V245H31ZM40 243V244H39ZM57 243H58V246H57ZM71 243V244H70ZM78 244V247H77V244ZM82 243V244H81ZM87 245H86V244ZM93 243V244H92ZM105 243V244H104ZM230 243V244H229ZM238 243V244H237ZM247 243V244H246ZM23 244V245H22ZM26 244V245H25ZM63 244H65L64 245V247H63ZM73 244V245H72ZM79 244H81V245H79ZM93 246H92V245ZM103 244V245H102ZM113 246H112V245ZM162 244V245H161ZM213 245V247H212V245ZM216 244H217V248H215L216 247ZM227 244V245H226ZM231 244H233V245H231ZM245 244V245H244ZM22 245V246H21ZM24 245L26 246V247H24ZM30 247H32V248H30L29 250H28V248H29V246ZM41 245V247H39ZM47 245V246H46ZM54 245V246H53ZM72 245V246H71ZM74 245L76 246V247H74ZM101 245V246H100ZM104 245H105V247H107V248H105L104 247ZM219 245H221V246H219ZM229 245V246H228ZM236 245H239V246H236ZM21 246V247H20ZM34 246V247H33ZM57 246V247H56ZM71 246V247H70ZM81 246V247H80ZM85 246V247H84ZM89 246V247H88ZM97 246V247H96ZM103 246V247H102ZM166 246V247H165ZM248 246V247H247ZM16 247V248H15ZM19 247V248H18ZM43 247V248H42ZM61 247H63L64 248V250H63V248H61ZM69 249H68V248ZM83 247V248H82ZM91 247V248H90ZM96 247V250L94 249ZM109 247H110V250H109ZM222 248V250H221V248ZM225 247V248H224ZM231 247V248H230ZM237 247V248H236ZM243 247V248H242ZM247 247V248H246ZM35 248V249H34ZM85 248H87V249H85ZM89 248H90V250H89ZM98 248H101V249H103V248H105V249H103V251L102 250H100V249H98ZM161 248V249H162ZM212 248V249H211ZM214 248V249H213ZM234 248H236L235 250H238L236 253H237V255H235V260H233L234 259V252H235V250H234ZM240 248H242V249H240ZM248 248H250L249 250H248ZM48 249H50V250H48ZM78 251H77V250ZM80 249V250H79ZM216 249V250H215ZM240 249V250H239ZM243 249H246V250H243ZM33 250V251H32ZM45 250V251H44ZM61 250V251H60ZM94 250V251H93ZM108 250H109V252H108ZM209 250H212V251H209ZM44 251V252H43ZM48 251V252H47ZM49 251H50V253L51 252H53L54 253V255H52L53 253H49ZM87 251V252H86ZM102 251V252H101ZM106 251L108 252V254L106 253ZM216 251V252H215ZM226 253H225V252ZM229 251V252H228ZM232 251H233V253H232ZM244 253H243V252ZM24 252V253H25ZM31 252H33V254L31 253ZM47 252V253H46ZM57 252V253H56ZM79 252H82L81 254L79 253ZM93 252H95V253H93ZM105 252V253H104ZM211 252V253H210ZM214 252V253H213ZM218 252V253H217ZM223 253V254H221V253ZM240 252V253H239ZM24 253H22V255L24 254ZM31 253V254H30ZM86 253V254H85ZM93 253V254H92ZM98 253V254H97ZM103 253V254H102ZM166 253V251L164 250L163 251V253L162 254H160V257H162L164 254ZM242 253V254H241ZM44 254V255H43ZM45 254H49L48 256L47 255H45ZM105 254H107V255H105ZM210 254H213V257H210L211 255ZM216 254V255H215ZM219 254H221L220 256H219ZM246 254V255H245ZM32 255V258L30 257ZM51 255H52V257H51ZM89 255V256H88ZM93 255H94V257H93ZM96 255V256H95ZM105 256V257H103V256ZM238 255H240V256H238ZM23 256V257H24ZM29 256V257H28ZM34 256V257H33ZM57 258H56V257ZM70 256V257H69ZM92 256V257H91ZM216 256V257H215ZM242 256V258H239V257H241ZM243 256H246V258L245 257H243ZM37 259H36V258ZM49 257V258H48ZM96 257V258H95ZM99 257V258H98ZM232 257H233V259H232ZM236 257H238V258H236ZM46 258H48V259H46ZM53 258V259H52ZM69 258V259H68ZM89 258V259H88ZM92 258V259H91ZM94 258V259H93ZM213 258V259H212ZM224 258H226L227 259V261H226V259H224ZM247 260H245V259ZM27 259V260H28ZM32 259V260H31ZM45 259H46V261H45ZM53 260V261H50V260ZM54 259H56V260H54ZM107 259H108V261H109V263H108V261H107ZM110 259V260H109ZM215 259H217V261L215 262ZM220 259V260H219ZM240 259H243V260H241L242 261V263L241 262H238L237 263V261L239 260L240 261ZM50 261V263H49V261ZM92 260V261H91ZM246 262H245V261ZM24 261H25V259H24ZM31 261V262H30ZM37 261V262H36ZM47 261H48V263H47ZM55 261V262H54ZM89 261V262H88ZM96 261V262H95ZM52 262V263H51ZM210 262H209V264H210ZM222 262V261H221ZM245 262V263H244ZM28 263V264H29ZM114 263H115V261H114ZM248 263V262H247ZM116 264V263H115ZM219 264H221V263H219Z\"/></svg>",
  "mask_w": 264,
  "mask_h": 264
}]
</instances>
